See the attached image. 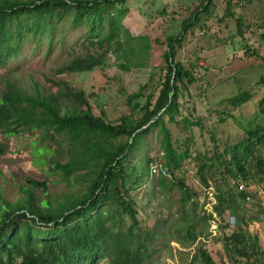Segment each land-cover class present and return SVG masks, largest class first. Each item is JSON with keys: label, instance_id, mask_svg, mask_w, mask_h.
Segmentation results:
<instances>
[{"label": "trees", "instance_id": "16d2710c", "mask_svg": "<svg viewBox=\"0 0 264 264\" xmlns=\"http://www.w3.org/2000/svg\"><path fill=\"white\" fill-rule=\"evenodd\" d=\"M214 0H202L181 23L176 35L166 38L167 50L163 53V75L156 92L145 94L146 85L127 95L126 103L142 112L134 121L130 116H121L117 121L106 120L101 113L96 116L81 91H73L64 82L57 83L56 93L30 95L12 82L5 84L0 97V132L16 136L37 130L43 133L41 144L33 145L37 154L48 153L46 137L53 133L65 137L67 161L60 163L51 158L49 169L61 174L65 182L71 177L85 179V191L54 209L48 200L37 199L30 190H24L22 199L14 202L0 199V264H147L157 253L150 249L157 237L138 218L136 201L132 192L142 178L150 174V159L145 158V169L131 178L126 169V160L139 148L143 138L157 130L161 135L162 167L171 171L172 180L158 176L159 189L178 188L181 201L189 202L195 193L184 183L179 173L191 154L189 147L179 140H172L167 124L181 125L182 129L199 125L181 117L180 97L186 86L196 81L190 69L176 61V46H181L189 28L200 22L201 16L209 15ZM260 0H223L225 7L220 21L233 20L238 35L242 36L245 17L235 10L242 5H252ZM126 0H0V69L20 54L26 42L36 47L45 42L48 49L55 43L57 24L69 19L72 28H86L85 39L104 49L100 54L75 56L59 67L55 73L89 72L103 67L112 44L121 49V38L133 40L123 20L129 12ZM264 18V16H263ZM264 37V35H263ZM142 47L148 50V43ZM253 53L249 48L244 54ZM122 68H125L122 66ZM257 84L263 89L257 100V112L264 118V75ZM249 91H242L225 100L232 108L240 107L251 99ZM64 99L73 106L64 113L60 107ZM139 99L144 104L138 103ZM167 123V124H166ZM57 145L60 142L55 141ZM3 152V146H0ZM41 152V153H39ZM51 152H49V156ZM198 176L204 189L212 187L215 217L201 205V219L207 224L217 220L223 231L220 241L229 258L244 264H264L257 235L241 227L246 221L241 213L243 202L254 193L248 186L264 182V123L246 131L239 142L219 151L214 147L197 154ZM196 156V157H197ZM46 163V162H45ZM1 176V171H0ZM82 177V178H80ZM28 183L46 192L45 182L28 180ZM243 188L239 190V186ZM233 216L236 228L221 223L225 213ZM242 215V216H241ZM230 230V231H228ZM228 231V232H226ZM185 237L178 240L183 245H192L198 238L195 226L186 228ZM203 264H216L209 253L199 247L193 260Z\"/></svg>", "mask_w": 264, "mask_h": 264}, {"label": "rangeland", "instance_id": "374dc122", "mask_svg": "<svg viewBox=\"0 0 264 264\" xmlns=\"http://www.w3.org/2000/svg\"><path fill=\"white\" fill-rule=\"evenodd\" d=\"M201 1L126 0L124 6L129 12L123 24L135 38L126 42L122 37L120 50L112 44L103 67L89 72L57 75L55 71L73 57L100 54L106 47L104 45L102 49L95 43L90 44L85 39V27L72 28L69 19H64L57 24L52 49L49 50L45 42L36 47L34 42L28 41L20 54L0 69V97L7 82L14 83L30 95L56 93L59 89L56 84L64 82L73 91L84 93L94 115L103 113L110 122L124 115L137 121L142 112L133 108L134 103H126L127 95L142 85H146L145 94L156 92L163 75L166 38L180 32L181 23ZM224 7L223 0H214L209 8L210 14L201 16L198 25L187 30L181 46H176V61L196 77L180 97L181 117L198 121L199 125L183 130L181 125L166 124L172 140L177 139L189 147L191 156L175 175L183 177L195 196L183 203L178 188L159 189L158 175L152 174L142 178L131 194L136 201L138 218L157 233L150 246L157 253L147 264H203L199 258L193 260L199 247L205 249L216 264H244L240 260L235 263L225 254L219 240L223 235L219 222L214 219L207 224L201 219V205L206 200V191L212 193V187L206 190L201 185L197 154L207 152L210 155L215 146L223 151L225 147L241 141L248 129L264 123V118L257 112V100L263 93L257 81L264 75V0L235 10L246 20L242 36L238 35L233 20H219ZM146 42L149 46L147 51L142 47ZM248 48L254 54H244ZM246 90L252 97L245 104L232 108L225 103L227 98ZM138 103L143 105L144 100L139 99ZM72 106L71 101L64 99L61 113ZM42 137L43 133L37 130L16 136H5L0 132V146H3V152H0V199L14 202L22 199L24 190H30L37 199L48 200L56 209L59 203H70L85 191L86 177L79 181L71 177L65 182L61 174L52 173L49 169L51 158L60 163L67 161L65 137L54 133L53 139L45 136V143L50 148L44 155L34 150L35 145L42 143ZM146 156L151 161L150 166L163 164L161 135L156 129L143 138L139 148L126 160L131 178L144 171ZM168 173L170 177L165 178L172 180L171 171ZM28 180L45 182L46 192L31 186ZM246 191L254 193V196L243 202L241 213L247 226L241 223V227L258 236L264 251V182L248 186ZM221 223H229L230 230L236 228L234 217L227 212ZM192 225L198 238L190 246L187 242L183 245L178 240H184L186 228Z\"/></svg>", "mask_w": 264, "mask_h": 264}, {"label": "built area", "instance_id": "2783aa9c", "mask_svg": "<svg viewBox=\"0 0 264 264\" xmlns=\"http://www.w3.org/2000/svg\"><path fill=\"white\" fill-rule=\"evenodd\" d=\"M150 174L158 175V176L161 175L163 177L167 176L168 178L170 177L169 173H168V170L166 168L162 167L161 164H157V163L152 164L150 166ZM242 188H243V185H240L239 186V190H241ZM206 196H207L206 199L208 200V202L205 205V208H206L205 211L207 213H212L213 216H215L214 213H213V209H212V205L215 203V199H214V196H213V191H212V193L211 192L209 193V191H206Z\"/></svg>", "mask_w": 264, "mask_h": 264}]
</instances>
